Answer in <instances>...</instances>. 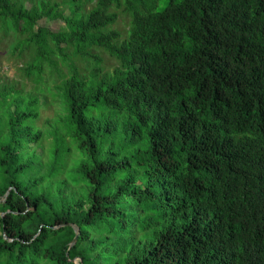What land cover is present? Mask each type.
<instances>
[{
	"label": "trees",
	"instance_id": "trees-1",
	"mask_svg": "<svg viewBox=\"0 0 264 264\" xmlns=\"http://www.w3.org/2000/svg\"><path fill=\"white\" fill-rule=\"evenodd\" d=\"M9 46L0 264H264V0H0Z\"/></svg>",
	"mask_w": 264,
	"mask_h": 264
},
{
	"label": "rangeland",
	"instance_id": "rangeland-1",
	"mask_svg": "<svg viewBox=\"0 0 264 264\" xmlns=\"http://www.w3.org/2000/svg\"><path fill=\"white\" fill-rule=\"evenodd\" d=\"M120 16H119V20H118V24L117 26L121 29H124L127 27L129 20V15H125L123 13H121V11H119ZM40 24H46L48 25L51 29H59L63 24V20H46L43 19L40 21ZM9 55H11V49L10 46L7 47L5 54L0 55V85L3 82L6 81H16V80H22V71L20 69L19 66H21L22 64V59H16V58H9ZM104 57L106 60L109 59V56L107 54H104ZM116 63V61L114 59H110L107 68L108 69H112L113 65ZM27 84L25 86L26 90H28L31 87V81L27 80ZM57 113V106L50 104L48 106H43L41 108V117L39 118L37 124L43 128H47V131H55L57 129V122L58 119L60 118V115H56ZM50 119L51 121H49V123L51 122L52 124H46V121ZM45 128V129H46ZM44 144V149L46 151H48V162L51 161V159H53V153L55 151V149L57 148V144H54V142H52V138H48L45 139L43 143H41V145ZM68 144H59L58 147L60 149L59 151V158H61L64 162L68 161L69 164V160L71 162V165L73 163H75L74 159H77L78 156H74L76 154V151L74 152V154H71L67 152L66 148H67ZM74 149H76V146L73 145ZM39 150H42V148H39ZM66 150V151H65ZM77 157V158H76ZM47 162V163H48Z\"/></svg>",
	"mask_w": 264,
	"mask_h": 264
},
{
	"label": "water",
	"instance_id": "water-1",
	"mask_svg": "<svg viewBox=\"0 0 264 264\" xmlns=\"http://www.w3.org/2000/svg\"><path fill=\"white\" fill-rule=\"evenodd\" d=\"M10 190H11V188H9V190L7 191V194L10 192ZM73 225H74L77 233H76V236L74 237V239L71 242L72 245L77 241V239L79 237V227L77 225H75V224H73Z\"/></svg>",
	"mask_w": 264,
	"mask_h": 264
}]
</instances>
